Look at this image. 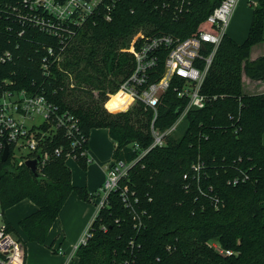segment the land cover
Here are the masks:
<instances>
[{
    "label": "trees",
    "instance_id": "1",
    "mask_svg": "<svg viewBox=\"0 0 264 264\" xmlns=\"http://www.w3.org/2000/svg\"><path fill=\"white\" fill-rule=\"evenodd\" d=\"M11 1L0 0V8ZM189 1L174 15L161 0H118L112 20L97 19L95 25L85 26L47 78L39 63L42 47L58 44L32 31L31 42L21 39V50H13L15 63L0 64V78L13 73L18 87L55 90L52 100L78 117L87 140L91 129L106 128L116 144L112 158L130 162L137 156L130 144L145 150L152 142L151 112L140 104L118 113L101 107L103 90L114 93L133 69L132 56L116 49L141 27L147 38L168 34L178 39L211 29L206 18L220 0ZM263 18L264 0H259L252 5L242 43L223 35L201 87L207 97L205 107L188 111L180 135L166 137L163 146L150 149L131 166L91 221V237L77 249L76 264H264V92L248 94L242 89L243 76L264 80V55L250 59L251 48L264 41ZM8 24L0 18V54L13 46V40L7 41ZM91 88L99 91L97 98L90 94ZM73 91L87 93L88 101ZM126 101L117 99L115 112L125 108ZM185 104L168 89L160 98L155 126L160 130L170 126ZM58 145L69 150L62 134L50 147ZM65 152L51 158L37 177L24 165L0 163L1 210L24 199L36 206L18 222L29 242L45 244L71 192L90 200L84 188L72 185ZM76 162L85 168L83 157ZM197 164L198 173L193 170ZM124 186L137 199L132 201L137 220L121 201Z\"/></svg>",
    "mask_w": 264,
    "mask_h": 264
},
{
    "label": "built area",
    "instance_id": "2",
    "mask_svg": "<svg viewBox=\"0 0 264 264\" xmlns=\"http://www.w3.org/2000/svg\"><path fill=\"white\" fill-rule=\"evenodd\" d=\"M118 0H13L0 8V18L9 21L6 31L7 41L13 40V46L0 54V64L15 63L13 50H21V39L31 42L32 31L50 36L57 41V46H43L40 59L42 76L47 78L52 73V65L59 68L66 49L72 44L79 32L87 25H95L97 19L111 21ZM162 6L171 7L174 15L180 14L189 0H161ZM238 0H220L207 16L206 21L211 29L203 30L183 39L164 34L143 39L138 42L136 35L127 51L133 58L131 73L119 84L118 89L108 95L126 97L125 108L117 112L110 111L106 104L104 109L109 113L124 112L136 104L151 112L149 132L152 142L145 150L139 149L137 143L129 148L137 152L130 162L112 159L105 167V179L93 194L95 211L107 204V196L119 189V183L127 175L131 166L141 159L150 149L165 144L166 137L174 135L184 122L188 111L205 107L207 97L201 87L211 65L217 47L225 34L228 20ZM37 50V48H36ZM35 51V50H34ZM161 51L163 64L156 71ZM0 78V163L10 162L15 166H25L28 160H35L36 171L47 164L53 157H60L65 152L63 145L50 147L58 134L68 140L69 150L65 160L76 161L79 157L90 161L85 143L87 139L82 131L78 117L69 109L62 108L52 100L56 91L46 92L33 87H18L14 74ZM154 78V80H153ZM172 88L178 98L186 101L174 122L160 130L155 126L157 108L164 92ZM7 149L5 162L1 161ZM200 164L193 165L196 173ZM198 175L195 181L198 182ZM187 179V174L183 175ZM120 198L137 220L133 202L137 199L128 187L120 189ZM90 221V223H91ZM84 229L77 242L72 246L70 258H76V251L87 243L91 237L89 225ZM3 211L0 208V264H23L24 245L6 229ZM60 253V252H59ZM230 252L226 251V254Z\"/></svg>",
    "mask_w": 264,
    "mask_h": 264
},
{
    "label": "crops",
    "instance_id": "3",
    "mask_svg": "<svg viewBox=\"0 0 264 264\" xmlns=\"http://www.w3.org/2000/svg\"><path fill=\"white\" fill-rule=\"evenodd\" d=\"M248 3L251 9L252 15V5L256 6L259 0H240V2ZM233 12V11H232ZM231 14V18H233ZM246 28L250 25L251 17L246 19ZM248 32V31H247ZM246 34V33H245ZM247 35V34H246ZM241 39L235 38L234 33L228 34L227 36L233 39L236 43L240 44L246 38ZM263 37H264V18H263ZM264 55V41L253 46L250 50V59L254 60L257 57ZM243 85L248 88H252L251 92L254 94H260L264 92V80L263 81H251L245 76L242 77ZM262 143L264 145V133L262 135ZM115 141L111 139L106 128H93L89 131L87 140V150L90 161L86 164L85 168L82 169L79 164L74 160H69L65 162L66 166L69 168L71 173V183L75 187L84 188L89 193L90 200H81L75 192H71L61 207L57 219L51 226L49 233L47 235L45 244L50 240L51 248L53 242L57 239L68 240L66 244H71L72 246L79 239L83 230L88 226L92 217L93 211H95V200L92 198L93 194L102 185L105 179V167L113 159V151L115 148ZM67 161V160H66ZM36 210V206L28 199H24L8 209L3 211V220L8 224L12 231L18 238L25 237L18 227V222L29 214ZM44 244V245H45ZM49 247V246H48ZM53 251V249H52ZM72 248L65 252L58 247L57 250L53 252L58 256L56 259L58 261L53 264H76L77 258H70ZM25 252V246H24ZM60 252V253H59ZM26 256H24L23 264H34L28 260L26 263Z\"/></svg>",
    "mask_w": 264,
    "mask_h": 264
},
{
    "label": "rangeland",
    "instance_id": "4",
    "mask_svg": "<svg viewBox=\"0 0 264 264\" xmlns=\"http://www.w3.org/2000/svg\"><path fill=\"white\" fill-rule=\"evenodd\" d=\"M239 1L240 0H238V2ZM238 2L236 3V6L233 10V12H234L233 18L230 17L228 20V24H227V27L225 29V34L228 35V34L234 33L235 38L241 39L242 37H244V35L247 34V31H248V26L246 28V25H247L246 19H247L248 15H249V17H251V9L248 6V3L246 4V1L240 2L239 5H238ZM233 12H232V14H233ZM138 34H140V36L138 38V42H141L143 39L147 38V36H145L146 35L145 30L141 27V28L137 29V31H135L127 39V41L124 42L123 45L119 46L116 49V52L118 54H128L129 55V53H127L126 50H128L130 48V46L133 42V39ZM108 78H111V75H109ZM68 88H73V86L68 84ZM87 89H89V88H87ZM242 89L245 93L253 94L251 92L252 88H248L246 85L244 86L243 83H242ZM73 92H75V91H73ZM89 92L92 95V97H94V98L98 97V92H99L98 90L91 88ZM103 93L105 96H104V100L101 101V107L104 109V106L106 104V107L110 111L115 112L116 108L119 107L118 103L116 102V100L119 99V95H112L111 99L106 103V101L108 99V95L111 94V92L106 88V90H103ZM74 94H77V93L75 92V93H73V95ZM76 96L77 97L81 96L82 100L88 101V96H87V93H85V92L77 94ZM70 98H72V97L70 96ZM70 98L67 97L66 101H69ZM183 129H184V123H182L180 125L178 131L174 134V136L176 137V136L180 135V133ZM66 162H69V160H67ZM93 213H94V211H93ZM11 234L17 238V236L13 232ZM50 240H52V239H50ZM50 240H48V242L45 245H40V244H37L34 242H29L25 237H22V239L20 238V241L25 246V256L27 259L26 263H28V260L30 259V261L34 264H53V263H56L58 261V259H56L58 256L52 251V249L57 250L58 247H60L61 250L68 252L72 248L71 244H66L67 242H69L68 240H64V239L62 240L59 238V239L55 240V242H53L52 249H50L48 247L51 244Z\"/></svg>",
    "mask_w": 264,
    "mask_h": 264
},
{
    "label": "water",
    "instance_id": "5",
    "mask_svg": "<svg viewBox=\"0 0 264 264\" xmlns=\"http://www.w3.org/2000/svg\"><path fill=\"white\" fill-rule=\"evenodd\" d=\"M7 158V149L4 150L3 154H2V158H1V161L2 162H5ZM25 167L28 168L31 172V174L35 177L38 176V173L36 171V162L35 160H28L25 162Z\"/></svg>",
    "mask_w": 264,
    "mask_h": 264
},
{
    "label": "bare ground",
    "instance_id": "6",
    "mask_svg": "<svg viewBox=\"0 0 264 264\" xmlns=\"http://www.w3.org/2000/svg\"><path fill=\"white\" fill-rule=\"evenodd\" d=\"M125 99L127 100V98L125 97Z\"/></svg>",
    "mask_w": 264,
    "mask_h": 264
}]
</instances>
